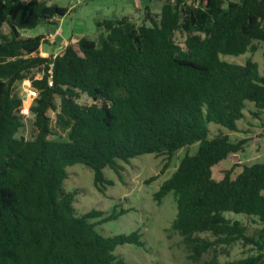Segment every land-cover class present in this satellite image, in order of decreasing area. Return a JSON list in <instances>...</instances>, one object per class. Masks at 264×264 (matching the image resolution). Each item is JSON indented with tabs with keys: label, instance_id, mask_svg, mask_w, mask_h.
I'll return each instance as SVG.
<instances>
[{
	"label": "trees",
	"instance_id": "trees-1",
	"mask_svg": "<svg viewBox=\"0 0 264 264\" xmlns=\"http://www.w3.org/2000/svg\"><path fill=\"white\" fill-rule=\"evenodd\" d=\"M50 1L0 0V264H128L115 250L143 246L142 234L98 230L124 210L77 215L75 192L63 188L67 168L89 167L104 193L114 184L104 169L122 180L135 157H162L150 183L195 144L197 151L185 154L154 194L158 203L175 195L170 230L194 261L217 245L241 241L256 253L226 264H264V162L234 163L219 181L212 175L216 165L249 146V138L230 134L251 131L237 124L246 112L264 126V70L252 59H222L259 51L264 0H163L158 14L146 8L141 24L129 16L106 19L96 39L85 36L41 56L46 36L23 33L56 26L67 15V7ZM33 70L42 72L40 79L30 78ZM27 79L39 91L30 108L31 139L20 136L25 115L15 92ZM83 96L90 102H81ZM210 123L229 133L211 132ZM226 213L245 215L259 227L248 235V227ZM205 232L215 239L195 236ZM207 264L220 263L213 258Z\"/></svg>",
	"mask_w": 264,
	"mask_h": 264
},
{
	"label": "rangeland",
	"instance_id": "rangeland-1",
	"mask_svg": "<svg viewBox=\"0 0 264 264\" xmlns=\"http://www.w3.org/2000/svg\"><path fill=\"white\" fill-rule=\"evenodd\" d=\"M138 2V1H137ZM140 6L143 8L148 4V0H141ZM198 0H186L187 4H197ZM76 0H51L50 4H57L62 7H72L73 11L67 16L63 29L68 30L67 23L73 20L81 19L84 22L86 33L93 37V33H97L99 28L95 21L98 19H116L124 4L135 7L134 0H83L81 5H75ZM153 13L160 12V1L153 5ZM145 12V10H144ZM144 12L137 13L134 21L141 24L144 21ZM104 15V16H103ZM52 31L55 26L39 25L35 29L28 30L23 33V37H35L41 33H45L47 29ZM67 35V34H66ZM182 40L181 35H177ZM259 51L256 53H245L240 56H222L223 60L233 63L242 64L247 59L257 62L261 70H264V43L258 44ZM48 47L42 45L41 50ZM47 52H41V56H48ZM32 79H40L42 72L33 70L29 75ZM31 79L24 80L16 87L15 92L23 99L22 113L25 115V126L20 131V136L31 139L35 134L33 124L34 117L30 112L31 99L28 96ZM89 103L90 99L83 96L80 100ZM25 103H29L28 108L24 110ZM49 116L52 119V125L56 127L55 113L50 111ZM257 122L246 112V119L239 121V127L251 128L249 135L251 142L258 143L260 137V129L252 131V127H248V123ZM211 132L216 133L222 131L229 133L225 128L208 124ZM58 134L63 136L61 130L57 129ZM233 139L243 138L242 133H230ZM54 138H57L54 137ZM198 144L179 151L171 162L170 167L157 180L147 181L154 175L160 174L163 166V158L155 157L153 154H146L132 159L130 165H125L123 179L120 180L118 175L111 169H104L105 177L114 184L107 186L104 193L99 192L94 186V174L92 170L82 164H76L67 168L68 178L63 183V188L67 192H75L73 206L77 215L81 216L86 212L96 210L104 213V216L113 213L114 208L117 211H126L125 214L117 219L99 225L98 230L106 235L129 234L133 231H139L142 234L143 246L139 247L133 244L120 245L116 248L115 254L128 264H207L213 258H216L220 264H226L238 259L246 258L254 255L256 251L250 245H246L241 241L231 245H217L209 252L204 254L198 261L192 259V252L183 243L182 238L175 232L171 231L172 222L177 214V203L175 195L170 192L161 203L154 199V194L159 190L161 184L176 170L180 159L185 154H194L198 149ZM250 153L249 147L246 153ZM240 158L232 155L229 159L223 160L212 169L213 178L217 181L223 178V170L229 168L233 163H238L245 156V153L238 155ZM260 162H264L261 160ZM226 217L232 220L241 221L248 227L247 234L253 235L257 228V224L253 223L251 218L242 214L226 213ZM93 220V222H96ZM195 236L214 240L215 237L210 233H197Z\"/></svg>",
	"mask_w": 264,
	"mask_h": 264
},
{
	"label": "crops",
	"instance_id": "crops-1",
	"mask_svg": "<svg viewBox=\"0 0 264 264\" xmlns=\"http://www.w3.org/2000/svg\"><path fill=\"white\" fill-rule=\"evenodd\" d=\"M158 1H160V7H162L163 0H148V4L145 5L143 8L140 6L141 2H137V0H134L135 7H131L130 5L128 6L124 4L119 13V16L116 17V19H120L125 16H129L134 19L137 13H143L144 10H146V8H149L152 11L153 5H155V3ZM67 8H68L67 15L63 17L62 19L57 20V25L55 26V29L53 31L51 28H49L47 29L45 33H41V34H44L47 38L46 46L48 48L44 50H41L40 48V51L42 53L47 52L46 54L48 56L58 54L68 44L75 43L77 40H79L82 37H85V36L89 37L86 33L87 31L84 26V22L81 21V19L73 20L70 24L67 23L68 30L63 29L67 16L70 15L73 11L72 7H67ZM103 20H106V19H98L95 21V24L99 28V30L97 33L92 34L93 37L90 36L89 38L96 39L98 35L102 32V29L100 28L99 24ZM254 121H257V120H254ZM263 123H264V117H263ZM248 126H251V127L253 126L252 131L254 132L256 131V129H259L261 124L259 123V121L253 122V123L250 122L248 123ZM243 135H245L243 136V138H249V135H246V134H243ZM248 147L250 149V153L249 152L246 153V150H245L244 152L245 156L242 157L241 160H238V163H255V162H260L261 160H264V134L261 136L258 143H255L254 141L250 142ZM234 156L237 158H240L238 155H234Z\"/></svg>",
	"mask_w": 264,
	"mask_h": 264
},
{
	"label": "built area",
	"instance_id": "built-area-1",
	"mask_svg": "<svg viewBox=\"0 0 264 264\" xmlns=\"http://www.w3.org/2000/svg\"><path fill=\"white\" fill-rule=\"evenodd\" d=\"M138 2H140L141 0H137ZM175 1V0H172ZM83 2V0H76L75 5H81ZM52 85V81L51 78L49 80V86ZM28 96L31 99V103L34 102V100L39 96V91L35 88H33L32 86L30 87V91L28 92ZM31 108V105H30ZM264 134V126H262V128L260 129V137Z\"/></svg>",
	"mask_w": 264,
	"mask_h": 264
}]
</instances>
